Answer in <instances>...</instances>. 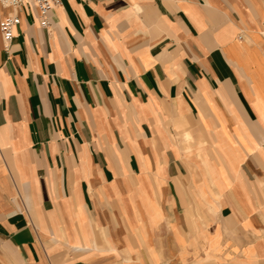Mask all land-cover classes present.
<instances>
[{
	"label": "crops",
	"instance_id": "0c3cea01",
	"mask_svg": "<svg viewBox=\"0 0 264 264\" xmlns=\"http://www.w3.org/2000/svg\"><path fill=\"white\" fill-rule=\"evenodd\" d=\"M50 22L0 13V264H264V0Z\"/></svg>",
	"mask_w": 264,
	"mask_h": 264
},
{
	"label": "built area",
	"instance_id": "2783aa9c",
	"mask_svg": "<svg viewBox=\"0 0 264 264\" xmlns=\"http://www.w3.org/2000/svg\"><path fill=\"white\" fill-rule=\"evenodd\" d=\"M26 2L32 3L38 9L44 28L50 27L51 13L61 4V0H0V13L3 9L15 11ZM19 23L20 20L14 12L5 17L1 23V32L7 50L14 39V30Z\"/></svg>",
	"mask_w": 264,
	"mask_h": 264
},
{
	"label": "bare ground",
	"instance_id": "6f19581e",
	"mask_svg": "<svg viewBox=\"0 0 264 264\" xmlns=\"http://www.w3.org/2000/svg\"><path fill=\"white\" fill-rule=\"evenodd\" d=\"M6 10H11V9H6Z\"/></svg>",
	"mask_w": 264,
	"mask_h": 264
}]
</instances>
